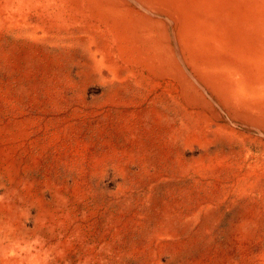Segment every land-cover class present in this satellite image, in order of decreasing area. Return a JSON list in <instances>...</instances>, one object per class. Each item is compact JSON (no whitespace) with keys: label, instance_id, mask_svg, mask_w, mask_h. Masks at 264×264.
Masks as SVG:
<instances>
[{"label":"rangeland","instance_id":"374dc122","mask_svg":"<svg viewBox=\"0 0 264 264\" xmlns=\"http://www.w3.org/2000/svg\"><path fill=\"white\" fill-rule=\"evenodd\" d=\"M0 264H264V0H0Z\"/></svg>","mask_w":264,"mask_h":264}]
</instances>
